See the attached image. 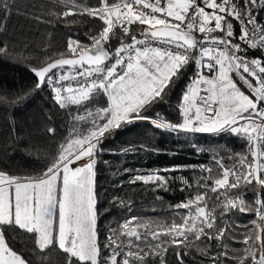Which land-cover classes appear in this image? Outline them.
<instances>
[{
  "label": "snow or ice",
  "instance_id": "obj_1",
  "mask_svg": "<svg viewBox=\"0 0 264 264\" xmlns=\"http://www.w3.org/2000/svg\"><path fill=\"white\" fill-rule=\"evenodd\" d=\"M0 7L7 13L8 0ZM260 12L264 0H99L98 7L87 8L89 16L102 22L90 37L91 45L70 37L60 58L32 69L37 89L50 88L53 102L61 109L74 106V126L38 175L0 171V226L14 225L34 234L40 249L57 245L68 257L66 264H147L150 256L160 257L165 264L161 254L166 255L172 245L185 244L189 236H206L209 241L223 237L224 229L215 236L211 231L217 226V208L219 216L236 210L257 218L252 221L254 234L244 237L239 264H264V23L258 18ZM253 50L258 54L250 56ZM186 68L193 74L181 93L178 121H168L160 113L152 116L150 110L167 102L168 92L186 75ZM97 97H106L102 106H95ZM136 121H149L170 133H232L247 142L248 151L230 167L216 160L221 173L215 178L211 168L201 166L208 175L197 183L205 191L175 205L187 210L177 213L180 222L173 219L164 231L141 232L125 220L101 244L97 156L107 133ZM138 181L157 188L168 185L159 174L130 179V183ZM244 189L254 194L252 201L245 200ZM176 256L183 264L180 252ZM210 258L219 264V255ZM0 264H28L9 245L2 228Z\"/></svg>",
  "mask_w": 264,
  "mask_h": 264
},
{
  "label": "trees",
  "instance_id": "obj_2",
  "mask_svg": "<svg viewBox=\"0 0 264 264\" xmlns=\"http://www.w3.org/2000/svg\"><path fill=\"white\" fill-rule=\"evenodd\" d=\"M8 4L7 13L0 7V47L6 49L0 52V171L36 176L58 154L74 121L72 107L59 108L50 88L35 87L37 77L32 69L66 52L70 37L91 45L90 37L100 30L102 22L89 16L86 9L98 7L99 0H8ZM66 12L69 15L65 16ZM258 18L264 23V12ZM234 23L238 34L239 25ZM112 43L116 46V41ZM257 54L254 50L249 53ZM184 71L186 75L168 92L167 102L150 110L152 116L160 113L168 121H178L181 93L193 74L191 68ZM50 128L56 130L54 134L49 133ZM102 144L95 177L101 244L107 242L110 230L119 228L125 220L141 232L164 231L173 219L180 222L177 213L187 210L175 205L205 191L197 183L201 176L208 175L201 166L211 168L215 178L221 173L216 160L230 167L248 151L247 142L232 133H170L156 129L149 121L125 123L107 133ZM137 174L163 175L168 180L167 188H157L151 182L130 183ZM178 177L183 178V184ZM212 182L209 180L208 184ZM244 193L246 201L254 199L250 190L244 189ZM209 195L214 196L210 192ZM219 211L217 208V226L211 231L215 236L224 229L225 235L211 241L206 236H189L185 244L172 245L166 255L161 254L166 264H180L176 252H180L183 264H213L210 257L217 255L219 264H239L246 247L244 237L254 234L252 221L257 218L254 213L236 210L219 216ZM0 228L9 245L23 254L28 264H66L68 257L57 245L40 249L34 234L14 225ZM204 251L210 255H202ZM147 264H161V258L150 256Z\"/></svg>",
  "mask_w": 264,
  "mask_h": 264
},
{
  "label": "rangeland",
  "instance_id": "obj_3",
  "mask_svg": "<svg viewBox=\"0 0 264 264\" xmlns=\"http://www.w3.org/2000/svg\"><path fill=\"white\" fill-rule=\"evenodd\" d=\"M105 100H106V97H97V103H96L95 106H97V107L102 106ZM72 108H73V115H74V114H75V108H74V106H73ZM74 123H75V122H74ZM177 180H178L181 184L184 183V182H183L184 180H183L182 177H178ZM193 196H195V195H192V196L188 197V199L191 198V197H193ZM186 200H187V199H186ZM186 200H185V201H186Z\"/></svg>",
  "mask_w": 264,
  "mask_h": 264
},
{
  "label": "water",
  "instance_id": "obj_4",
  "mask_svg": "<svg viewBox=\"0 0 264 264\" xmlns=\"http://www.w3.org/2000/svg\"><path fill=\"white\" fill-rule=\"evenodd\" d=\"M58 58H60V57H58ZM58 58H55V59H58ZM55 59H53V60H55ZM51 62V61H50ZM165 264H166V262H165Z\"/></svg>",
  "mask_w": 264,
  "mask_h": 264
},
{
  "label": "built area",
  "instance_id": "obj_5",
  "mask_svg": "<svg viewBox=\"0 0 264 264\" xmlns=\"http://www.w3.org/2000/svg\"><path fill=\"white\" fill-rule=\"evenodd\" d=\"M188 199V198H187ZM184 202V201H183Z\"/></svg>",
  "mask_w": 264,
  "mask_h": 264
}]
</instances>
